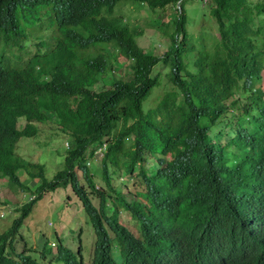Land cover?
Instances as JSON below:
<instances>
[{
  "label": "trees",
  "instance_id": "16d2710c",
  "mask_svg": "<svg viewBox=\"0 0 264 264\" xmlns=\"http://www.w3.org/2000/svg\"><path fill=\"white\" fill-rule=\"evenodd\" d=\"M179 1L0 0V34L13 36L21 25H26V35L19 40L20 44L28 42L30 32L37 30L33 26L70 40L72 44L67 48L72 52L76 50L75 45L88 47L105 39L125 38L122 50L129 61L125 65L126 77L109 80L115 88H100L93 97L79 87L71 88L76 108L62 118V125L71 134L75 152L69 154L74 156L67 159L65 171L57 172L52 180L47 179L44 166L19 158L13 149H6L8 135L17 119L21 116L33 119L35 107L29 80L22 106L0 118V166L6 162L10 168L9 174L1 178L7 181L1 186L7 190L6 201L1 205L6 206L13 199L17 204L5 207L13 215V221L0 233V264H45L48 256L50 262L85 264L82 232L79 247L66 244L65 238L60 239L58 227L54 229V236H48L41 227L35 229L33 241L25 235L30 217H36L40 224L50 217L49 211H37L36 206L42 200L45 204L48 196L59 189L71 188L77 202L71 201L69 207L74 206L75 212L80 213L78 208H83L85 221L93 229L91 264H116L111 255L117 251L121 250L123 256L137 251L119 217V222L115 217L122 210L129 211L134 197L147 193L153 204L177 203L161 201L158 197L160 190L168 187L184 196L179 205L196 202L201 210L213 213L214 208L230 202L236 189H241L238 183L245 167L260 164L264 169V156L245 155L244 146L237 142L238 148L206 143L194 151L176 142V137L191 126L194 86H209L210 98L213 96L216 102H206L205 111L216 117L221 116L223 102L229 100L231 108L237 111L242 106V97L248 96L250 101V91L261 89L257 84L262 80L264 68V0H211L208 10L218 30L215 27L209 30L203 25L199 31L191 29L185 3L181 10L177 7ZM120 3L123 8L145 11L144 17L133 19L123 13L120 18L125 20V25L119 20L110 21L119 17L115 13ZM167 5L173 6L160 15L162 11L158 10ZM147 9L155 17H148ZM168 18L171 19L165 24ZM141 19L146 20L147 29L165 35L160 38L159 46L164 54L150 53L138 46L136 38L146 30L141 26L135 32ZM165 39L169 42L161 43ZM63 48L64 45H59L56 53ZM12 52L4 50L2 55L8 57ZM185 70L194 74H187L186 79L180 75ZM5 71L0 59V73ZM33 73L32 68L28 74ZM168 77L170 80L164 84L163 80ZM160 86L163 92L170 88L177 91L167 95L157 107L148 109V98ZM182 94L187 98L186 104L175 105ZM234 112L230 118L235 116ZM105 140L108 147H101L100 160L92 153L90 166H85L81 156L86 161L87 147L99 141L103 144ZM77 165L82 168L79 171L83 182L75 172ZM138 170L146 191L129 200L132 184L122 179L132 177ZM23 198L27 200L21 203ZM42 213L45 220L40 216Z\"/></svg>",
  "mask_w": 264,
  "mask_h": 264
},
{
  "label": "clouds",
  "instance_id": "9594fccd",
  "mask_svg": "<svg viewBox=\"0 0 264 264\" xmlns=\"http://www.w3.org/2000/svg\"><path fill=\"white\" fill-rule=\"evenodd\" d=\"M183 1L180 0L177 6L181 10ZM168 6L162 8L160 15ZM122 9L123 6L118 10L116 8L115 14L119 17L111 18L110 21L119 20L125 25V20L120 18L123 17ZM149 11L151 10L147 9L146 13ZM170 19L164 23H168ZM141 26L147 29L145 19ZM33 29L37 30L30 32L29 40L24 44H20L19 40L26 35V25H21V29L15 31L13 36L0 34V59L6 70L0 73V118L22 106L26 98L27 80L31 84V100L35 107L32 120L26 116L17 119L14 129L8 135L6 149H13L15 155L21 158L23 156L18 153V149L23 152L29 148L27 144L19 145L21 139L32 138L34 146L42 139L43 147L56 153L58 143L62 140L65 164L60 171L64 172L67 159L74 156L69 154L75 152L71 134L62 125V118L76 108L71 88L79 87L90 97L97 95L100 88H115L109 84V80L122 79L117 77L116 72L119 67L118 59L123 57L128 60L122 50L126 40L105 39L88 47L75 45L76 50L72 52L67 48L72 44L70 40L56 37L49 31H42L38 26H33ZM215 29L218 30L217 27ZM135 32L138 33L139 30L136 29ZM161 37L165 38V35L159 34V38ZM136 40L138 43V37ZM46 44L52 48L48 49ZM61 44L64 48L56 53ZM138 46L140 47L139 44ZM4 50L13 52L5 57L2 55ZM32 68L34 73L29 76ZM167 68L178 75L177 70L170 68L169 64ZM262 71V80L257 84L261 89L250 91V101H247L248 96L242 97L241 107H244V113L233 110L229 100L221 105L220 117L206 112L205 103L216 101L213 96L210 98L207 84L194 86L191 94V126L181 136L176 137V142L192 148L191 151L206 143L238 148L235 143L237 142L244 146L245 155L264 156V68ZM189 73L194 74L185 70L180 75L187 79ZM169 80L170 77L165 78L163 83L167 84ZM171 89L164 91L166 93L159 102L177 91ZM186 99L182 94L175 105L183 106ZM233 112L235 116L230 118ZM130 136L134 137L133 134ZM106 146L108 147L107 140L103 144L100 141L90 144L85 150L88 152L86 161L81 156L83 164L90 166L92 153L96 160H100L101 147L107 149ZM252 147L254 150H251ZM31 162L44 166L47 177L44 164ZM80 169L82 168L77 165L75 172ZM9 172L6 162L0 166V189H6L1 186L7 181L1 178ZM140 175L138 170L132 177L125 176L122 179L137 187L136 191L131 189L129 200L137 193L146 191ZM238 186L241 189H236L230 202L226 206L214 208L213 213L201 210L196 202L179 205L178 202L184 196L180 191L168 187H163L158 197L161 201L177 203L153 204L147 193L145 196L134 197L129 211L122 210L115 217L117 221L119 217L120 224L132 238V245L137 251L123 256L119 250L111 255L113 260L116 264H264L263 167L260 164L253 168L245 167ZM201 229L206 232L200 233Z\"/></svg>",
  "mask_w": 264,
  "mask_h": 264
},
{
  "label": "rangeland",
  "instance_id": "374dc122",
  "mask_svg": "<svg viewBox=\"0 0 264 264\" xmlns=\"http://www.w3.org/2000/svg\"><path fill=\"white\" fill-rule=\"evenodd\" d=\"M248 1L256 2L257 0H248ZM209 2H211V0H184L185 7L189 14V20L192 30L196 29V31H199V29L203 25H205L206 28L209 30L213 29L216 26L213 24L208 10ZM120 6H122L121 3L118 5L117 10ZM172 6L173 5L168 6L165 10L169 9ZM122 11L126 15L131 16L133 19L143 18L145 14V11L136 10V8L134 7H129V8L124 7ZM159 11L162 10H158V12ZM147 15L148 17H150L152 15V12L149 11ZM141 23H143L142 19L140 20V22L137 23V30L141 28ZM166 42H169V39H165V41H161V43H165V44ZM138 44L140 45L141 48L145 49L146 51L156 52V53H158L159 51L162 52V49H159L160 46L159 34H157V31L153 29H146L143 36L138 37ZM163 52H165V50H163ZM234 54L237 55L238 53L234 52ZM127 62L128 60L123 57H120L118 59L119 67L116 72L117 77L124 78L128 75V72L125 67ZM163 94H164L163 87L162 86L158 87L153 92V94L148 98V103L146 107L148 109L157 107ZM239 111H241V113H244V107H239ZM33 143H34V139L32 138H22L19 145L27 144L29 145V148L27 150H24L23 152H20V149H18V153L27 160L36 161L44 164L47 169V179L52 180L54 175L58 171L64 168V149L62 147V140H60L58 143L59 147L56 149V153L51 151L50 149L43 147L44 142L42 139L37 141L35 143V146ZM77 172L80 180L83 182L82 172L78 170ZM131 189L133 191H136L137 187L131 186ZM6 193H7L6 189H0V233H2L9 225H11L13 221V215L5 207H15L17 205L15 199H13L8 204H6V206L1 205L6 201L5 200ZM70 198L71 200H69ZM21 200H22L21 203H23L27 200V198H23ZM71 201L77 202V197L75 196V194L73 193L70 187L67 189H59L55 193H52L50 196H48L45 204L43 200L40 201L36 206V210L37 211L47 210L49 211L50 217L47 218L45 223L43 224H40V221L36 219V217H30L27 220V224H26L27 231L25 235L29 240L33 241V237L37 234L35 232V229L37 227H41L43 232L47 233L48 236L49 235L54 236V229L58 227L57 236L60 239L65 238L66 244H72L73 246L79 247L80 246L79 237H80V233L82 232L81 240L83 246L84 262L85 264H90L92 258V251L94 248V239H95L94 232L90 223L88 224L85 221L83 208H78L81 211V213L75 212L76 208L74 206L69 207ZM98 204L96 206H98ZM65 206L69 208L62 210L59 213L57 212ZM1 215H3L2 218ZM40 216L42 219L45 220L46 217L45 213H42ZM68 219L70 220L68 221ZM45 264H64V263L58 261L50 262V257L48 256V260L46 261Z\"/></svg>",
  "mask_w": 264,
  "mask_h": 264
}]
</instances>
